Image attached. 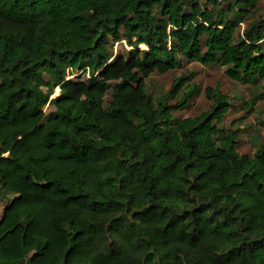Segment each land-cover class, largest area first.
Returning a JSON list of instances; mask_svg holds the SVG:
<instances>
[{
	"label": "trees",
	"instance_id": "1",
	"mask_svg": "<svg viewBox=\"0 0 264 264\" xmlns=\"http://www.w3.org/2000/svg\"><path fill=\"white\" fill-rule=\"evenodd\" d=\"M260 2L0 0V264H264V142L219 88L174 118L193 72L147 85L185 60L264 88Z\"/></svg>",
	"mask_w": 264,
	"mask_h": 264
},
{
	"label": "rangeland",
	"instance_id": "2",
	"mask_svg": "<svg viewBox=\"0 0 264 264\" xmlns=\"http://www.w3.org/2000/svg\"><path fill=\"white\" fill-rule=\"evenodd\" d=\"M256 17H264V0H261L259 4V11ZM241 27L243 28L244 25H241ZM130 49L123 40L114 45L113 54H123ZM227 70V67L203 65L199 62L187 63L183 60L182 65L175 71L164 75L158 73L151 75L147 79L148 90L154 98H157L171 87L176 76L193 72V82L198 85L200 93L185 108L173 111L174 118L181 119L197 116L201 112L208 110L212 101L206 95V88H219L231 97L232 108L226 114L224 120L218 123V126L226 130L237 129L238 151L242 154H254L259 145L264 142V98H261L253 109L246 106L245 102L264 93V88L259 85L251 87L244 82H238L228 75ZM77 74L78 72L75 75ZM75 75L69 76L68 74L70 78H75ZM88 78V74H82L83 80H88ZM58 93L59 91L56 90L54 96ZM109 99L110 96L107 97V100ZM51 109L49 105L45 107L47 113ZM5 203V200H0V217L4 211Z\"/></svg>",
	"mask_w": 264,
	"mask_h": 264
},
{
	"label": "built area",
	"instance_id": "3",
	"mask_svg": "<svg viewBox=\"0 0 264 264\" xmlns=\"http://www.w3.org/2000/svg\"><path fill=\"white\" fill-rule=\"evenodd\" d=\"M88 76H89V74H88Z\"/></svg>",
	"mask_w": 264,
	"mask_h": 264
},
{
	"label": "bare ground",
	"instance_id": "4",
	"mask_svg": "<svg viewBox=\"0 0 264 264\" xmlns=\"http://www.w3.org/2000/svg\"><path fill=\"white\" fill-rule=\"evenodd\" d=\"M60 90V89H59Z\"/></svg>",
	"mask_w": 264,
	"mask_h": 264
}]
</instances>
